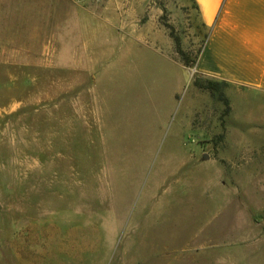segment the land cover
I'll return each mask as SVG.
<instances>
[{
  "label": "rangeland",
  "instance_id": "1",
  "mask_svg": "<svg viewBox=\"0 0 264 264\" xmlns=\"http://www.w3.org/2000/svg\"><path fill=\"white\" fill-rule=\"evenodd\" d=\"M3 4L0 264H164L236 231L264 253V189L243 178L264 171V120L194 86L216 81L195 69L194 13L120 2L110 23L70 26L61 0L59 23L31 39L22 22L11 48L4 32L28 12Z\"/></svg>",
  "mask_w": 264,
  "mask_h": 264
},
{
  "label": "crops",
  "instance_id": "2",
  "mask_svg": "<svg viewBox=\"0 0 264 264\" xmlns=\"http://www.w3.org/2000/svg\"><path fill=\"white\" fill-rule=\"evenodd\" d=\"M3 1L0 0V8L4 6ZM63 1L69 6V11L64 12L63 16L68 18L70 26H76L78 19L92 23H110L117 15L115 7L120 2L140 1L145 8L150 4V0ZM176 1L181 7L188 8L191 14L194 13L196 24L205 32V39L195 62L197 73L226 84L225 94L229 101L230 114L235 112L239 100L246 105L252 103V107L256 106L246 110L247 118L264 120V0ZM77 2L84 5L77 7ZM60 4L61 0H5L6 7L17 10L20 6H25L28 12L27 18L26 14L17 17V14L14 15L18 18L19 29L13 26L7 28L4 32L6 45L12 48L16 37H24L19 33L23 27L22 22L25 25L27 21L31 39L39 38L38 34H43V25L45 27L46 23H59L62 17ZM40 7L42 10L39 11ZM32 24L36 26L30 27ZM180 66L186 68L182 64ZM239 171L237 170L239 178L236 182H241ZM243 176L244 179L248 177L247 180L251 183L255 179L257 185L261 184L259 188L264 189V171L259 172L258 168L254 171L251 165H246ZM240 213L247 215L246 210ZM248 243L251 241L238 237L237 231L217 242L192 245L184 243L180 255L175 256L174 261H166L164 264H264L263 252L256 256L252 251L244 250ZM168 244L169 242H164L166 249Z\"/></svg>",
  "mask_w": 264,
  "mask_h": 264
},
{
  "label": "trees",
  "instance_id": "3",
  "mask_svg": "<svg viewBox=\"0 0 264 264\" xmlns=\"http://www.w3.org/2000/svg\"><path fill=\"white\" fill-rule=\"evenodd\" d=\"M174 45H175V52L178 55L179 62L182 64L184 67H188L190 64L188 62V59L180 49L179 46V41L177 39H174ZM194 86H196L198 89H203L208 91L212 96L214 92H218V97L217 99L223 103L225 106L224 114H227L229 111V103L227 98L224 96L222 92V87L225 86V83H217L216 81H211V80H206V81H199L198 79L193 80Z\"/></svg>",
  "mask_w": 264,
  "mask_h": 264
},
{
  "label": "built area",
  "instance_id": "4",
  "mask_svg": "<svg viewBox=\"0 0 264 264\" xmlns=\"http://www.w3.org/2000/svg\"><path fill=\"white\" fill-rule=\"evenodd\" d=\"M77 1H81V0H77Z\"/></svg>",
  "mask_w": 264,
  "mask_h": 264
}]
</instances>
